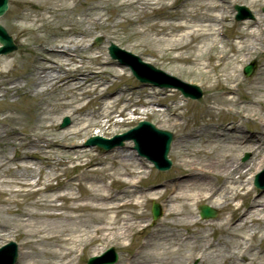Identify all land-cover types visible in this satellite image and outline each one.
Segmentation results:
<instances>
[{"label":"bare ground","instance_id":"obj_1","mask_svg":"<svg viewBox=\"0 0 264 264\" xmlns=\"http://www.w3.org/2000/svg\"><path fill=\"white\" fill-rule=\"evenodd\" d=\"M16 1L42 8L34 19L25 13L16 19L46 23L45 14H51V19L58 13L59 31L41 36L42 25L30 29V34L19 25L20 35L33 42L26 62L29 71L14 78L10 74L16 69L15 61L5 64L0 99L28 87V96L40 101L36 111L39 124L25 134L0 119V142L7 144L0 150V170L17 163L33 166L32 159L84 168L61 187L51 185L50 179L43 187L37 180L0 182V194L8 197L2 202L11 216V226L0 224V239L8 236L20 241L18 264H79V258H72L75 253L89 248V253L98 256L100 243L124 244L137 233L147 234L129 264H193L195 260L199 264H264V196L252 197L249 187L254 173L264 166V60L253 81L241 77L243 65L252 55L264 56V16L238 23V40L230 51L222 47L224 40L220 38L229 5L241 2L256 8L264 0H196L183 14L170 17L176 21L163 26L162 35L167 38L158 41L167 43L170 52H179L172 62L182 63L189 73L206 78L207 89L212 92V105L203 113L209 119L178 144L184 150L176 167L178 175L165 182L163 189L139 187L151 170L147 173L144 165L137 167L135 153L127 148L95 154L79 142L93 135L95 129L102 133L109 123L117 125L142 111L137 109L138 93L132 88L110 91L126 76L119 65L110 72L114 80L100 77L107 72L103 66L115 64L87 42L92 27L105 24L104 16L95 13L101 7L90 0L81 18L71 19L62 14L68 11L66 6L54 0ZM118 1L115 17H126L134 24L140 0ZM124 8L129 14L123 15ZM59 34L68 39L58 42ZM40 51L43 55L38 54ZM215 71L218 73L213 74ZM23 81L22 86L19 83ZM56 90H60L58 97L46 99ZM145 94L143 105L150 109L152 95ZM181 109L175 108L172 114L178 117ZM59 115L72 118L70 129L53 130ZM222 115L235 117L238 122L228 126L211 120ZM14 119L10 120L18 122ZM250 122L256 124L259 135L241 132L242 124ZM8 148L19 154H4ZM243 150L254 154L250 163L239 161ZM1 184L9 189L3 190ZM113 186H120L121 191H113ZM148 199L161 201L164 207L162 219L151 225H146L143 209ZM238 200L242 205L236 203ZM203 203L229 212L216 222L202 220L198 206Z\"/></svg>","mask_w":264,"mask_h":264},{"label":"rangeland","instance_id":"obj_2","mask_svg":"<svg viewBox=\"0 0 264 264\" xmlns=\"http://www.w3.org/2000/svg\"><path fill=\"white\" fill-rule=\"evenodd\" d=\"M124 1V0H123ZM161 1V0H160ZM159 0H140L139 8L137 10V15L132 16L136 21L134 24L131 23L129 19L126 17H115L118 13V0H95L94 3L98 4L101 9L96 14L100 15L102 14L104 16L103 22L105 23L100 28L92 27L93 34L88 38V44L92 45L95 49H98V52L103 54V57L107 58L109 57L108 54V46L112 42L116 45H118L120 48H123L139 57H141L144 61L149 62L150 64L154 65L155 67L162 69L164 72L175 76L179 78L180 80L198 85L203 91H204V97L198 101L193 100H186L184 97L180 94L178 91H170V90H159L155 89L153 87L140 84L137 82L134 78L129 77L130 72L128 68L121 67L120 69L126 73V77H124L123 80L118 81L113 87V92L119 91L121 88L125 87H132L135 91L138 92V95H142V92L145 94L146 92H151V95L155 98V105L156 107H151L150 109H147L143 106V100L140 101V104L137 108H140L142 111L136 112V114L131 115L125 122H120L117 125H111L109 123V127L106 128L102 133H99L105 138H114L117 135H122L126 132H128L130 129L135 127L138 122H140L143 118L146 117L147 114V120L153 122L158 128L163 130H168L172 133H174V141L172 144V148L169 154L170 160H172L173 165L172 168L169 171L166 172H160L154 168V166L146 160V158H142L138 155V153L134 150V144L132 141L125 142L122 147H117L115 149H122L127 147L130 152L135 153L137 158L139 159L138 162H136L137 167L144 165L145 172L148 173V170H152V173L150 175H144V181L140 184L141 189H163L164 183L169 181L171 178H175L178 173H176V167L179 162V158L181 154H184V150H181L178 148V144L181 140L191 131L196 129L202 121L209 119L207 116H205L204 110L206 109L207 105H212L211 100V93L207 89V80L206 78L189 73V70L186 69L185 65L182 63L174 64L172 62V59L175 55L179 54L177 51H169L167 49V43L165 42H159L158 39H166L164 35H162L163 26L166 25V23H169L170 21H176L173 19H170V17L173 15H180L183 14V11L193 3H195L196 0H162L160 2ZM90 0H54V3L57 5H63L66 6L67 12H63L62 14L65 17L71 18V19H80L82 10H84L85 7L89 4ZM246 6L245 3L236 2L232 3L228 7V27L226 30V38L224 40V47L227 51H230V48L232 47L233 42H235L236 39L235 36L238 34V22L236 21V11L234 9L235 5H243ZM248 7L250 13L254 18L259 17L260 15L264 16V13L262 11L264 4L261 6H258L256 8ZM41 6L39 5H26L17 2L16 0H9V9L7 13L0 18V24L6 28L8 33L13 37L14 42L18 45V50L12 54L1 56L0 58V71L4 69L5 64L8 62L14 60L16 69L12 70L11 76H23L26 74V72L29 71V64H26L28 59L31 56V50L33 46L32 40H26L25 36L20 35V28L19 25H22L23 28H27L28 31L26 33L30 34L33 32H29L30 29L38 28V26L42 25L43 31L39 32V35L41 36H48L49 34L53 32L59 31V28H57L58 25V13H54L51 19L48 17L51 16V14H45V17L48 19L46 23L38 22V23H28L23 20L16 19V16L23 15L24 13L26 15H29L32 19L36 17V15H39L41 12ZM176 13V14H175ZM129 14L128 8L123 9V15ZM249 19V18H248ZM33 21V20H32ZM243 22V21H242ZM67 29L72 28V26L65 27ZM28 36V35H27ZM101 37L103 42L101 45L96 46L94 44L95 39ZM68 37L65 34H59L58 37H56V40L58 42L67 40ZM261 47L264 50V41L261 44ZM39 55H43L42 51L38 53ZM110 58V57H109ZM264 56L260 54H254L252 55L247 62L243 65L245 67L250 62L255 61L257 63V68L255 70V73L253 76L246 78L243 74V71L241 72V77L245 81H253L255 77L258 76L259 72L261 71L262 64H263ZM118 64V63H117ZM91 68H96L97 66L91 65ZM107 72L105 74L100 75V77L103 80L112 79L111 78V71L115 69V65H107L103 66ZM91 70V69H89ZM24 73V74H23ZM218 72L215 71L213 74H217ZM23 74V75H20ZM0 74V79H1ZM20 85H24L25 82L19 83ZM20 88V87H19ZM28 87H22L21 91H16L13 96H6L3 99H0V119H6L4 120L8 127H19L23 133L28 134L29 131L34 130L37 128L39 122L37 118L36 111L38 109L40 101L37 98H30L27 96L29 93L27 91ZM218 89L217 91H219ZM15 91V90H14ZM2 91H0L1 94ZM60 94V90L53 91V93L46 97V99H55ZM143 96H140L139 100L143 99L141 98ZM14 100V101H13ZM88 100H85L83 103L86 104ZM182 108L180 110V115L177 117L174 114H172L173 110L175 108ZM169 108V110H167ZM157 109V110H156ZM160 110V111H159ZM145 111V112H143ZM13 116L18 122H12ZM65 118L59 115L57 117V124L54 126L53 130L56 132H63L72 126L71 125L66 129H61L60 126L62 124L63 119ZM72 120V118L70 117ZM122 119V117H121ZM123 120V119H122ZM211 120L214 123L217 124H224V125H230L232 122H238V119L235 117H231L228 115H222V116H213L211 117ZM41 125V123H40ZM98 130L95 129V133H97ZM241 132L243 134L247 135H259L257 132H259L258 127L254 122L250 123H243ZM94 133V134H95ZM93 134V135H94ZM92 135V134H91ZM91 135H87L86 138L91 137ZM92 135V136H93ZM80 139L79 142H84V139ZM7 144L0 142V150L2 147H6ZM193 149L194 146H191ZM114 150V149H113ZM111 150V151H113ZM10 151V152H9ZM109 152H104L96 147H93V152L97 153H103L108 154ZM4 154L8 155H17L19 154V151H15L13 149L9 150L7 149V152H3ZM249 154L250 158L245 160L246 155ZM254 158V154L252 152L243 150L241 151L239 155V161L241 163L247 164L250 163V161ZM30 163H33V166H21L19 163L15 165H11L8 168L3 167L0 170V182H23V183H29L34 180H37L39 183V187H43V183L47 180H51L50 184L53 186H64V184L68 183L69 181L75 179L74 177L78 176L82 170L83 167L78 168L77 164L74 163H67V164H60L59 161H57L56 165L51 164L50 162L42 161V160H35L32 159ZM89 168V167H88ZM95 167H90L89 170H93ZM264 169V166L261 168L260 171L255 172L254 177L261 172ZM253 182V181H252ZM110 181H107V184H109ZM153 185H156L153 187ZM253 185V184H252ZM115 187V188H114ZM254 187V185L252 186ZM1 188L3 190H8L9 187L6 184H1ZM115 191H121L120 186H113ZM252 197H258V199H261L264 196V190H258L254 189V191L251 194ZM8 197L5 195L0 194V209L2 212L0 213V224L11 226L8 222L9 219H11V216L6 213V209L8 206H6L2 199H7ZM24 198V197H23ZM23 198H20L22 200ZM157 202L161 205L162 211L163 206L161 201L155 200V199H148L145 202L144 210L147 214V223L146 225H151L152 223H157L161 220L162 216L154 221L151 208H152V202ZM240 204V202H237ZM7 204V203H6ZM16 208V207H15ZM14 208V209H15ZM219 214L216 219L210 220V221H218L220 217L223 215H227L229 211H222L219 210ZM264 225V223L262 224ZM148 229V233H149ZM4 234H8L7 232ZM147 233H137L133 236L131 239H126L124 244L121 242V244H112V243H100L101 244V253L98 256H101L105 252H107L110 248H114V250L118 253L120 256L119 262H122V264H129L130 260L133 258L139 244L144 242V238L146 237ZM16 242L18 244V253L20 254V246L19 242L15 239V237H3L0 239V248L3 246L9 244L10 242ZM130 243V245H128ZM89 248L85 249L84 255L79 258L80 262L79 264H87V261L89 258L93 257L94 255L92 253H89ZM72 258H76V253L72 256ZM71 259V258H70ZM19 262V260H18ZM76 262V261H75ZM193 264H199V260L193 261Z\"/></svg>","mask_w":264,"mask_h":264},{"label":"water","instance_id":"obj_3","mask_svg":"<svg viewBox=\"0 0 264 264\" xmlns=\"http://www.w3.org/2000/svg\"><path fill=\"white\" fill-rule=\"evenodd\" d=\"M8 8V0H0V16H2L5 11L7 10ZM241 10V9H239ZM0 42L2 43L3 45V48L0 49V54L3 53V54H7L9 53L11 50H14L15 47L13 46L12 44V40L7 36L6 32L3 30V28L0 27ZM111 51H112V54L115 56L116 55V47L115 46H112L111 47ZM252 69H253V66H249L246 68V73L249 75L252 73ZM134 73L140 78V71L134 67ZM197 90L199 91V93L197 95H195L194 97L195 98H199L202 96V92L197 88ZM68 123V120H66L65 124L66 125ZM169 135V134H168ZM170 141H171V137L169 135V137L166 139L165 141V146H164V151H163V158L164 160L166 159V155L168 153V150H169V147H170ZM166 161V160H165ZM156 165L158 167H161L160 166V163L156 160ZM155 216H157L159 214V209L155 210ZM202 215L206 218H209V217H214L215 216V213L212 212V210L208 207H205L203 208V211H202ZM95 261V260H94ZM15 262V258L14 256L11 258V261L9 264H13ZM108 264H111V263H108Z\"/></svg>","mask_w":264,"mask_h":264}]
</instances>
